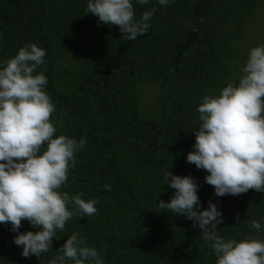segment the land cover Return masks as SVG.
<instances>
[{
	"label": "trees",
	"instance_id": "trees-1",
	"mask_svg": "<svg viewBox=\"0 0 264 264\" xmlns=\"http://www.w3.org/2000/svg\"><path fill=\"white\" fill-rule=\"evenodd\" d=\"M132 2L137 19L153 7L155 13L148 32L128 41L118 26L86 13L88 0H0V66L28 43L46 51L36 72L46 67L45 91L56 106L51 120L62 121L56 135L87 141L61 191L98 201L95 215L69 220L52 251L39 258L21 256L13 243L18 233L0 224V264H49L73 233L104 264H215L200 229L159 208L175 192L164 184L166 170L195 180L200 209L210 200L217 205L219 235L264 240V193L217 197L204 180L208 173L186 161L197 108L205 95L217 96L238 80L256 41L250 20L264 0ZM142 83L157 86L156 114L141 111ZM252 220L260 231L249 227ZM18 231L37 229L22 221Z\"/></svg>",
	"mask_w": 264,
	"mask_h": 264
},
{
	"label": "clouds",
	"instance_id": "clouds-1",
	"mask_svg": "<svg viewBox=\"0 0 264 264\" xmlns=\"http://www.w3.org/2000/svg\"><path fill=\"white\" fill-rule=\"evenodd\" d=\"M173 2L158 0L161 6ZM136 3L146 5L149 0ZM85 11L101 23L118 26L123 37L132 41L148 32L155 7L139 19L132 0H88ZM45 56L44 49L28 43L0 66V224H10V230L18 233L13 243L22 247L25 258L52 251L53 238H61L57 233L65 230L69 220L98 211L97 200L86 201L80 194L69 197L61 191L75 167L76 153L87 141L56 135L62 121L51 120L56 106L45 91L46 67L36 72L45 65ZM239 72L238 80L229 82L219 95L202 98L194 150L186 155L188 163L208 173L204 180L217 197L249 190L264 193V45L248 50ZM164 184L175 192L168 202L160 200L159 208L191 220L216 257L215 264H264V240L237 241L218 234L222 213L211 200L200 209L199 185L192 177L166 170ZM103 188L110 191L111 185ZM22 221L37 231L19 233ZM249 227L262 229L255 220ZM56 253L49 264H104L78 233L68 236Z\"/></svg>",
	"mask_w": 264,
	"mask_h": 264
},
{
	"label": "rangeland",
	"instance_id": "rangeland-1",
	"mask_svg": "<svg viewBox=\"0 0 264 264\" xmlns=\"http://www.w3.org/2000/svg\"><path fill=\"white\" fill-rule=\"evenodd\" d=\"M251 35H256L250 48L264 45V3L259 6L250 20ZM138 94L140 97V106L143 115H153L157 113V94L158 89L155 84L142 83L138 87Z\"/></svg>",
	"mask_w": 264,
	"mask_h": 264
}]
</instances>
